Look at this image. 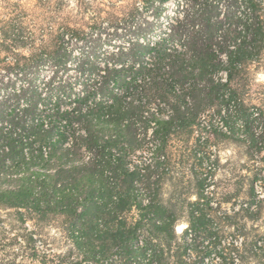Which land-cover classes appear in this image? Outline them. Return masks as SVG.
Masks as SVG:
<instances>
[{"label":"trees","instance_id":"trees-1","mask_svg":"<svg viewBox=\"0 0 264 264\" xmlns=\"http://www.w3.org/2000/svg\"><path fill=\"white\" fill-rule=\"evenodd\" d=\"M7 3L0 209L63 216L73 244L64 254L35 248L33 264H187V234L176 232L189 189L181 169L203 168L195 188L212 194L219 143L245 157L223 196L239 205L220 218L235 231L221 264H264V109L251 102L264 0ZM106 21L124 36L85 49L89 28ZM167 181L176 197L165 201ZM203 216L191 210L187 233L206 228Z\"/></svg>","mask_w":264,"mask_h":264},{"label":"rangeland","instance_id":"rangeland-1","mask_svg":"<svg viewBox=\"0 0 264 264\" xmlns=\"http://www.w3.org/2000/svg\"><path fill=\"white\" fill-rule=\"evenodd\" d=\"M8 1L18 2L30 10L34 9L37 2V0H0V20L4 19L8 12L5 8L8 6ZM103 1L109 2L110 0ZM168 9L169 13L175 11V1L168 3ZM89 31V36L83 45L89 51H103L109 46L111 40H121L124 36L122 31H120V35L114 34V29L109 27L107 21L104 26L89 28ZM253 72L251 102L264 109V68L256 69ZM6 86L7 74L0 66V94ZM211 140L213 144H218L213 137ZM219 149L220 163L215 176L217 186L210 187L213 193L207 197H200L199 190L195 188L196 177L200 176L204 169L195 163L188 164L187 167L181 169L185 175L183 182L189 189L188 193L183 196L184 199L180 207L176 209L183 216L177 223L176 232L179 237H184L187 234L186 241L181 240L180 242L182 245L186 244L180 253L187 264H221L225 260L231 261L234 254L230 246V243L235 239L234 228L229 225L230 220L222 223L220 218L224 219L225 215H231L239 205V202L237 203L234 199L226 200L223 196L226 194L227 188L230 190L236 188L233 184L242 172L240 160H245V157L242 155L241 149L233 143H219ZM228 159H233L238 163L236 165L227 164ZM228 181L231 182V186ZM175 188L176 186L171 182L165 183L163 188L165 201L176 197ZM196 208L200 210V213L206 215V218L203 216L204 221L207 222L206 228L187 233L190 212ZM218 223L219 230L216 228ZM249 224L251 225V222ZM0 239L2 240L0 264H33L36 259L34 260L30 254L34 252L35 248L49 249L52 253L62 254L73 248L72 241L69 239L68 223L63 216H51L47 221H40L36 215L25 210L7 207L0 209Z\"/></svg>","mask_w":264,"mask_h":264}]
</instances>
